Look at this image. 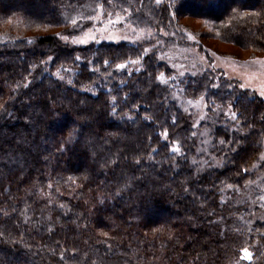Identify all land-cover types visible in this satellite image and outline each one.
Segmentation results:
<instances>
[{
	"label": "trees",
	"instance_id": "16d2710c",
	"mask_svg": "<svg viewBox=\"0 0 264 264\" xmlns=\"http://www.w3.org/2000/svg\"><path fill=\"white\" fill-rule=\"evenodd\" d=\"M94 3L0 0V264H235L240 248L260 254L259 193L250 199L245 183L257 173L242 169L264 153V99L220 71L181 82L210 116L229 104L238 114L211 127L218 163L199 171L193 123L157 79L173 77L168 64L141 45L62 42L82 34L70 20ZM113 4L168 46H187L178 27L189 17L203 27L191 29L197 39L264 57V0ZM137 56L142 71L115 67Z\"/></svg>",
	"mask_w": 264,
	"mask_h": 264
},
{
	"label": "rangeland",
	"instance_id": "374dc122",
	"mask_svg": "<svg viewBox=\"0 0 264 264\" xmlns=\"http://www.w3.org/2000/svg\"><path fill=\"white\" fill-rule=\"evenodd\" d=\"M164 1L165 0H161L160 3H163ZM108 10L112 11L113 9L110 8ZM116 10L121 11V9H118L117 7ZM121 14H123L122 11ZM182 24L184 25V29H182L181 27H178V29L181 35L186 37L184 43L187 44V46H168L166 45V42L159 39L156 32L152 30L151 31L154 33L152 39H125L124 37H132L133 32L130 29L123 28L121 25H117L116 29L109 28L104 33H101L98 30H94L96 39L89 40L88 43H73L71 38L68 41H65L64 39H62V37L60 38L63 43L75 47L90 46L91 44L99 45L101 43H127L130 45H141L144 49L151 48V51L144 53V56L155 53L160 61L168 64L175 72V74L173 75L174 79H170L166 85L173 87L174 99L179 103L180 107L184 110L187 117L193 123V126L196 130L195 136L198 142V158L196 159L197 163L195 164L198 167L199 171H203L209 164L217 165L218 163V159L214 158V156L211 155V148L213 144L211 127H214L218 124L221 114H224L230 121H232V119L228 114V111L217 110L215 111L216 113L213 114L214 116H210L208 109L209 106L205 98H203V101H201L199 106L190 105L188 103L189 100H196L185 96L184 91L181 87V82L187 78L201 75L206 71H220L228 79L236 80L241 84L243 83L251 85L250 87H246L244 89H249L260 96L259 88L261 84H264V69H260V67L255 63V60H264V57H252L249 52L239 50L232 46L204 39H197L192 35L191 29L200 31L203 30V27L200 25V22L194 18L186 17L182 19ZM99 27L100 25H97V28ZM186 28H189V30ZM109 35H115L120 38L108 39ZM75 37H77L78 39L84 38L83 33ZM157 39L162 41V43L157 44ZM162 56L163 58H161ZM141 64L142 67L140 65H129L128 69L123 70L127 73H129V70H131V74H135L143 70L142 61ZM135 67H140V70L136 71ZM180 72H182L183 75H178V73ZM60 73L64 77L63 80H67L66 75L62 72ZM262 98L264 99V97ZM205 104L207 105V107H204ZM201 116H203L204 118L200 119ZM197 120H199L198 125L196 123ZM205 123L208 125L204 126ZM256 165L257 167H251V169L249 170L250 172L257 173L256 183L251 184L249 190L246 192L248 193L250 199L258 193L260 195L261 188L264 187V166H261L264 165V161L259 160ZM251 208H255V206H251ZM259 210L260 212L258 214L253 213L252 215V217H254V222H264V219H262V217H264V208H261L259 206ZM249 250L252 251L251 249ZM252 252L254 254V261L252 262V264H255L258 258L262 255L263 257L261 258V260L264 261V248L258 255H256L254 251ZM243 262L248 264L247 261Z\"/></svg>",
	"mask_w": 264,
	"mask_h": 264
},
{
	"label": "snow or ice",
	"instance_id": "6c2138e0",
	"mask_svg": "<svg viewBox=\"0 0 264 264\" xmlns=\"http://www.w3.org/2000/svg\"><path fill=\"white\" fill-rule=\"evenodd\" d=\"M155 2L157 4H159L161 2V0H155ZM107 5V7H106ZM111 8L113 9L112 11H109L108 9ZM121 11L123 12V14H121ZM121 11H117L116 10V5L113 4V0H95V3L92 5L91 7V12L90 13H84V12H80L78 13L76 16H74L73 18H71L70 23L75 27L78 28L82 31L83 33V37L81 39H78L75 36H63L62 39H64L65 41H68L70 38L72 40L73 43H88L89 40H95L96 36L94 34V30H98L101 33L106 32L109 28L112 29H116L117 25H121L123 28H127L130 29L133 32V36L132 37H124L125 39H133V40H141V39H152L154 36V33L151 31V29L145 30L144 28H139L137 27L136 24L131 23V15H132V11L130 9H123L121 8ZM138 11V10H137ZM84 21H91V27H89L87 29V31L83 30V22ZM97 25H100L99 28H97ZM161 31L163 32V29H161ZM164 35H168L167 32H164ZM172 35H175V33H173ZM120 37L115 36V35H109L108 39H119ZM157 44L162 43V41H160L159 39L156 40ZM151 51V48H145L143 49L144 53H147ZM163 58V56L161 57ZM49 59H51V57H49ZM77 60L80 59V57L76 58ZM143 59V56H137L135 59L129 58L127 60H125L122 63H117L115 65V67L117 69H128L129 65L131 66H137L140 65L142 67L141 61ZM110 62L105 60L104 64L108 65ZM255 63L260 67V69H264V60H255ZM98 70V69H97ZM136 71L140 70V67H135ZM66 71H71L66 70ZM129 74H131V70H129ZM55 75L59 78V79H64V77L61 75L60 70L58 69L57 72L55 73ZM178 75H183L182 72L178 73ZM157 79L164 84H167L168 81L170 79H174V77H165L164 73H160L157 76ZM68 83L71 84L72 80L69 79ZM251 85L248 84H241L240 87L241 88H246V87H250ZM259 95L261 97H264V84H261L260 88H259ZM116 97L113 96L112 97V101L115 102ZM201 101H203V97H200L199 100L193 101V100H189L188 103L190 105H195V106H199ZM204 107H207V105L205 104ZM232 105L229 104L228 105V114L230 115L232 120H237V112L232 111ZM113 112L116 111L115 108L112 109ZM147 119H151V117H146ZM204 117L201 116L200 119H203ZM173 122H175V117H173ZM197 125L199 124V120H197ZM193 135H195V133H193ZM163 136L165 138V140H167L168 136H167V131L165 130V132L163 133ZM221 144L225 143V141L221 140L220 141ZM153 151H156L155 149H153ZM170 151L173 154H179L181 152V148L179 145V142H173ZM149 158L150 159H154V157L152 156L151 153H149ZM260 160L264 161V153L260 154ZM139 162V161H138ZM193 163H197V161L195 159H193ZM264 166V165H261ZM253 168L257 167L256 164L252 165ZM243 172L247 173L249 171L248 168L242 169ZM246 184H255L256 181L254 180H247L245 181ZM51 187V185H49ZM227 188H239V185H233V184H227L226 185ZM257 201H253V203H256ZM258 202L260 203V207L264 208V187L261 188V194L258 197ZM241 219H243V217H241ZM262 219H264V217H262ZM249 231H251V229H249ZM105 236H107V233H104ZM241 261H247L248 264H252V262L254 261V254L252 251L249 250L248 247H243L239 249V257L237 258V260L235 261V264H240Z\"/></svg>",
	"mask_w": 264,
	"mask_h": 264
}]
</instances>
